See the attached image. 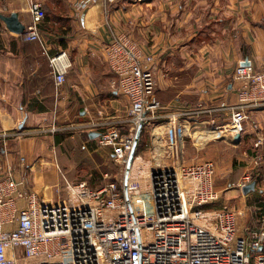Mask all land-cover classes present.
I'll list each match as a JSON object with an SVG mask.
<instances>
[{
  "label": "crops",
  "instance_id": "crops-1",
  "mask_svg": "<svg viewBox=\"0 0 264 264\" xmlns=\"http://www.w3.org/2000/svg\"><path fill=\"white\" fill-rule=\"evenodd\" d=\"M28 1L0 0V13L17 12L25 26L32 19ZM40 1L46 14L38 24L41 42L17 38L0 20V177L10 170L24 178L43 204L73 198L69 184L86 181L96 189L106 182L98 133L114 125L126 129L130 118L129 99L114 86L103 51L114 35L129 34L141 58L152 56L161 106L136 145L146 168L173 164L165 155L172 113L223 123L228 112L220 103L236 100V63L247 58L257 70L264 66V0ZM60 51L69 65L56 87L49 57ZM257 135H264V109L250 112L239 138L230 136L234 145L251 143L242 162L223 166L218 150L228 135L204 146L185 137L181 156L185 163L212 160L218 174L228 168L213 180L215 189L249 174L246 183L255 187L246 195L257 193L264 205V147L252 144ZM119 176L111 180L118 183Z\"/></svg>",
  "mask_w": 264,
  "mask_h": 264
},
{
  "label": "built area",
  "instance_id": "built-area-1",
  "mask_svg": "<svg viewBox=\"0 0 264 264\" xmlns=\"http://www.w3.org/2000/svg\"><path fill=\"white\" fill-rule=\"evenodd\" d=\"M28 9L30 23L14 35L41 42L42 2L29 0ZM103 51L114 86L130 102L127 128L108 126L97 136L99 145L110 147L120 180L96 189L84 182L69 184L73 198L43 204L26 190L24 178L8 170L0 177V264H264V226L238 233L240 211L214 205L219 198L214 162L185 163L181 156L185 137L201 144L244 132L250 112L264 109V66L257 70L249 59L236 63V100L220 103L228 112L223 123L172 113L165 155L173 164L145 168L139 160L136 169L134 156L124 181L136 129L139 123L146 127L161 105L150 54L141 58L124 33L106 41ZM64 62V51L49 57L56 87L66 79L69 64ZM254 146L264 147V135H257ZM249 179L244 174L236 185L242 188Z\"/></svg>",
  "mask_w": 264,
  "mask_h": 264
},
{
  "label": "rangeland",
  "instance_id": "rangeland-1",
  "mask_svg": "<svg viewBox=\"0 0 264 264\" xmlns=\"http://www.w3.org/2000/svg\"><path fill=\"white\" fill-rule=\"evenodd\" d=\"M126 34L129 38L130 35L125 33V32H121ZM244 127H245V123H244ZM245 130V129H244ZM243 133V132H242ZM228 141H221V145L222 148L218 150V155L219 157L222 159L223 158V166L227 165V167L233 164V162L239 161L242 162L244 159V156L246 157V151L247 149H250V145H244L239 143H237L236 145H234L235 143L232 142L230 135H228L227 137ZM220 138H216V139H207L204 142H202V146H204L205 144H209V143H215L218 141H220ZM255 142V141H254ZM254 142L252 143L254 146ZM96 146H100V149H104V151L102 152L103 154H105V162L102 165V170L100 171V177H104L106 182L111 181V179H113L116 175V177H118L120 175V171L118 168V164L115 163L114 159H112L109 155L110 150H108L106 147L102 146V145H96ZM255 147V146H254ZM256 148V147H255ZM112 152V151H111ZM137 155L136 152V148H135V152L133 157H137V160L134 161V165L136 167V169L139 167V160H141ZM143 157V156H141ZM144 158V157H143ZM264 158V157H263ZM145 159V158H144ZM132 162V160H131ZM142 162H144L142 160ZM144 164V163H143ZM215 164V163H214ZM146 168V167H145ZM228 168H224L219 174L216 173V170L214 172V179L216 181V178L218 180L221 179L222 174H225V170H227ZM101 177V178H102ZM120 177V176H119ZM116 180V179H115ZM84 181V180H83ZM80 182V181H79ZM79 182H75L72 184H77ZM231 182V181H230ZM86 183V181H85ZM87 184V183H86ZM216 185V190H218L219 192V198L218 200H216L214 202V205L221 207H229L233 210H238L240 211V213L237 215V228H238V233H245L246 228H251V227H259V226H264V217H262V215L264 216V205H259L256 201H258L257 197V193H249V195H246V193L242 192V188L238 187L237 185H231V184H215ZM94 188V187H93ZM256 195V196H255ZM255 196V197H254Z\"/></svg>",
  "mask_w": 264,
  "mask_h": 264
},
{
  "label": "water",
  "instance_id": "water-1",
  "mask_svg": "<svg viewBox=\"0 0 264 264\" xmlns=\"http://www.w3.org/2000/svg\"><path fill=\"white\" fill-rule=\"evenodd\" d=\"M0 20L4 23L5 28H7L10 32L20 33L24 29V24L21 23L20 20L18 19L17 12H10L9 14L0 13ZM246 61H247V58L243 62H246ZM141 128H142V125H141V123H139V125L136 129V133L134 136V141H133L132 147H131L129 155H128V159H127V163H126V167H125L124 181L126 180L127 172H128L132 157H133L134 152H135V148L137 145V141L139 138ZM239 136H240L239 134H236L234 137L239 138ZM254 187H255V181H250V182H248L242 186V192L247 193L248 191L253 190Z\"/></svg>",
  "mask_w": 264,
  "mask_h": 264
},
{
  "label": "trees",
  "instance_id": "trees-1",
  "mask_svg": "<svg viewBox=\"0 0 264 264\" xmlns=\"http://www.w3.org/2000/svg\"><path fill=\"white\" fill-rule=\"evenodd\" d=\"M45 15H46V14H45V11H44V16H45ZM44 18H45V17H44ZM0 26H1V24H0ZM143 128H144V127L141 128V131H142ZM141 131H140V132H141ZM255 180H257V179L255 178Z\"/></svg>",
  "mask_w": 264,
  "mask_h": 264
}]
</instances>
